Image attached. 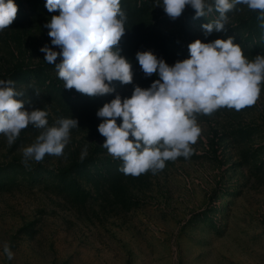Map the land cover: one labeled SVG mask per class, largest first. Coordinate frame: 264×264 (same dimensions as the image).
<instances>
[{"label":"rangeland","instance_id":"rangeland-1","mask_svg":"<svg viewBox=\"0 0 264 264\" xmlns=\"http://www.w3.org/2000/svg\"><path fill=\"white\" fill-rule=\"evenodd\" d=\"M15 2L16 18L0 31V79L15 82L25 109L45 110L49 126L72 117L78 126L62 155L27 166L23 149L43 129L29 124L12 144L0 134V264H264V81L253 105L196 114L201 133L190 156L155 173H123V161L103 146L96 115L116 94L130 97L135 85L158 78L145 75L137 51L172 65L198 38L232 36L247 59L264 55L260 10L237 4L224 30L206 34L202 25L219 17L214 8L196 17L186 6L173 19L157 0H121L127 19L119 47L133 81H113L114 92L90 97L64 88L40 51L45 44L59 51L44 27L58 10L49 12L46 0Z\"/></svg>","mask_w":264,"mask_h":264},{"label":"clouds","instance_id":"clouds-1","mask_svg":"<svg viewBox=\"0 0 264 264\" xmlns=\"http://www.w3.org/2000/svg\"><path fill=\"white\" fill-rule=\"evenodd\" d=\"M237 4L260 10L259 18L264 21V0H157L156 6L173 19L181 16L186 6L195 10L196 17L214 8L219 17L202 25L210 34L224 30L226 13ZM45 7L49 12L58 10L44 27L49 30L51 45L59 51L47 44L40 51L54 64L64 88L91 97L114 92L113 81H133L132 64L119 47L127 19L121 0H46ZM17 12L15 0H0V31L12 24ZM188 51L187 58L172 65L151 50L137 51L136 60L145 75L158 78L147 88L135 85L130 97L116 94L97 109V117L102 118L98 132L106 138L103 146L123 161V173H155L168 160L190 156L191 145L201 133L196 114L210 115L225 106L240 110L256 102L264 81V55L247 59L232 36L209 42L198 38L188 44ZM58 57L61 60L55 63ZM19 95L23 94L12 79H0V134L12 144L29 124L43 129L23 149L25 166L29 160H43L46 154L62 155L70 129L78 126V120L60 118L49 126L48 113L25 109L24 101L16 98ZM86 156L87 145L81 159ZM4 252L13 258L8 245Z\"/></svg>","mask_w":264,"mask_h":264}]
</instances>
